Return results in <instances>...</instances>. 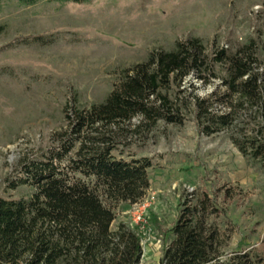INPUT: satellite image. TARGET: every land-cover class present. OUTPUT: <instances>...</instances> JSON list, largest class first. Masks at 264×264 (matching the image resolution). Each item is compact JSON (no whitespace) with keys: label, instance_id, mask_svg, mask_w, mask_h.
Masks as SVG:
<instances>
[{"label":"rangeland","instance_id":"obj_1","mask_svg":"<svg viewBox=\"0 0 264 264\" xmlns=\"http://www.w3.org/2000/svg\"><path fill=\"white\" fill-rule=\"evenodd\" d=\"M193 38L230 53L254 42L264 69V0H0V199L33 195L30 187L9 189L8 180L23 159L54 143L67 126L65 108L104 103L125 70ZM185 88V97L213 95L217 110L227 109L221 80L204 85L191 77ZM254 111L239 112L232 127L212 136L193 116L180 126L132 122L140 128L114 155L149 159L150 188L138 204L120 205L114 227L125 224L141 237V264H161L182 205L204 199L206 223L225 252L261 250L264 160L234 144L264 138Z\"/></svg>","mask_w":264,"mask_h":264},{"label":"trees","instance_id":"obj_2","mask_svg":"<svg viewBox=\"0 0 264 264\" xmlns=\"http://www.w3.org/2000/svg\"><path fill=\"white\" fill-rule=\"evenodd\" d=\"M35 5L40 0H13ZM81 1V0H71ZM254 42L235 53L202 40L179 41L173 51L152 52L124 71L102 104L65 108L67 126L54 143L21 161L8 188L30 187L29 198L0 199V264H141V237L125 224L114 227L121 204H138L150 188L149 159L114 153L140 125H183L193 116L202 134L232 127L238 113L255 110L264 129V69ZM221 80L218 111L213 95L203 100L187 81ZM191 83V81H190ZM190 88L195 89L196 83ZM134 120L140 125H132ZM255 132V131H254ZM262 134L235 139L245 156L264 160ZM161 264H264L260 251L227 253L217 230L206 223L207 199L182 205Z\"/></svg>","mask_w":264,"mask_h":264},{"label":"built area","instance_id":"obj_3","mask_svg":"<svg viewBox=\"0 0 264 264\" xmlns=\"http://www.w3.org/2000/svg\"><path fill=\"white\" fill-rule=\"evenodd\" d=\"M145 207H146V206H145ZM145 207H144V208H145ZM141 219H142V218H141V216L139 215V216L137 217V221H141Z\"/></svg>","mask_w":264,"mask_h":264}]
</instances>
